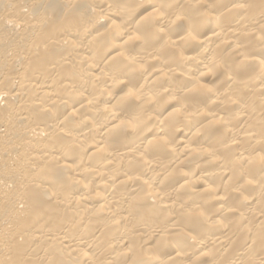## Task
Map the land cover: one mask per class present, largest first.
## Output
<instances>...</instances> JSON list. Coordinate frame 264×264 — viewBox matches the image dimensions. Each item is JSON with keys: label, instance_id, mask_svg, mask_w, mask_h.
<instances>
[{"label": "clouds", "instance_id": "obj_1", "mask_svg": "<svg viewBox=\"0 0 264 264\" xmlns=\"http://www.w3.org/2000/svg\"><path fill=\"white\" fill-rule=\"evenodd\" d=\"M0 264H264V0H0Z\"/></svg>", "mask_w": 264, "mask_h": 264}, {"label": "bare ground", "instance_id": "obj_2", "mask_svg": "<svg viewBox=\"0 0 264 264\" xmlns=\"http://www.w3.org/2000/svg\"><path fill=\"white\" fill-rule=\"evenodd\" d=\"M183 30V26H180V28L178 29V32L179 31H182ZM138 79H142V76L141 77H138ZM204 99H206V98H204Z\"/></svg>", "mask_w": 264, "mask_h": 264}]
</instances>
